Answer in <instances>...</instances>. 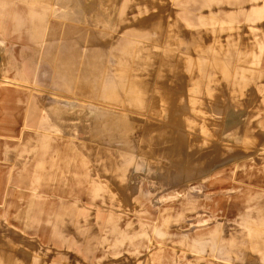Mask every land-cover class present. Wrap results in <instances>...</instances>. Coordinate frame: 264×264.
Here are the masks:
<instances>
[{
	"label": "rangeland",
	"instance_id": "374dc122",
	"mask_svg": "<svg viewBox=\"0 0 264 264\" xmlns=\"http://www.w3.org/2000/svg\"><path fill=\"white\" fill-rule=\"evenodd\" d=\"M2 1L5 4H2ZM22 1L0 0V8L4 5L3 11L0 12V83L9 78L17 79L22 75L23 81L17 82L37 85L45 89L47 93H51L52 90L45 87L48 85L47 78L36 74L40 68L47 71V66L39 62L36 70L27 68L26 56L31 52V48H38L41 44L33 42L26 31L27 26L24 21L28 18L23 16L26 12ZM198 1L160 0L164 7H168L169 12H178V17L185 21L183 29L187 27L185 25L192 24L194 17L197 21V15L200 13L194 14L191 9L193 6H199ZM210 2L214 8L231 11L224 16L221 13L220 17L216 13L210 15L219 21L215 20L213 28L209 29V31L213 30L215 38L213 60L219 59L224 62L225 72H222L223 69L220 66L207 68L205 58L211 54L198 51L199 66L195 68L194 75H191L194 80L193 88H196L198 92L203 91L204 88L213 92L214 97L210 99L212 107H201L204 104L202 101L205 100L202 99L199 100L203 104H199L197 115L193 114L195 111L193 107L189 114H170L169 110L177 111L178 109L170 106L172 105L170 99L164 100L163 97L160 99L154 95L160 87L158 83L151 82L148 88L150 98H141L142 100L134 104L132 108L112 109L102 106L101 111L94 116L96 129L101 133L103 153L107 150L108 156L113 158L116 155L118 158L117 178L112 177L111 182L107 178L111 177L109 169L103 170L105 171L103 176L106 177L96 181L101 183L102 187V190L97 192L99 195L91 194L88 190L89 194L86 196L97 205H100L99 200L104 204L105 198L106 203L110 204L108 196L101 194L102 191H109L110 186L116 185L117 192H112L113 190L111 192L116 194L118 199L119 214L125 215L116 220L114 225L119 232L117 228L115 232L118 236L121 232L126 233V230H131L129 234L134 233L133 238H117L116 243L109 239L105 243L96 245L91 252L74 255L72 253L74 246H80L74 244L72 234L69 232L74 225L72 220L65 221L66 223L63 220L59 221L57 226L62 229V235L51 234L53 216L49 217L50 224L42 221L37 225L38 227L35 225V231L25 230L14 224L6 212L7 201L11 200L9 197L11 194L8 191L21 188L15 186L16 167L11 173V179H8V169L12 167L9 158L23 147L20 144L16 150L13 148L14 140L0 137V182L1 180L9 181L7 189L6 184L0 186V238H6L10 243H17L18 247L22 248H24L23 245H31L32 247H25L30 250L27 257L39 256L32 264H264L259 251L243 246L247 229L242 225L245 213L254 211L255 207L264 209L260 204L264 195L261 191V188H264V127L260 129L258 127L259 131H254V125L249 123L254 120V116L244 114L243 109L239 113V105L246 108L252 106V102L244 104L239 102L236 94L232 97V93L244 90V84L248 90V87L254 85V79L256 80L253 72L248 73L252 67L243 66V62L246 64L249 59H253V56H246L248 53L242 50L243 46H238L237 38L251 42L255 37V40L264 43V10L256 16L254 21L246 20L245 13L241 11L250 8L253 3L261 4L262 0H210ZM113 6L101 4L99 9L106 12L107 20H104L103 24L92 20L91 24L113 33L120 31L121 28H129L126 24L133 25L135 21L131 22L127 19L119 23V11H116ZM7 9L10 12H7ZM201 9L205 12L210 11V8L204 6ZM69 15L71 16L69 11L65 13L57 10L53 13L52 20H73L74 18ZM128 18L133 19L129 15ZM26 22L29 25L28 21ZM229 32L238 34L235 38L229 36L231 40L235 39L236 46H226L229 38H226L225 34ZM103 38L108 40V36ZM136 41L135 48H142ZM203 43L205 42L199 43V46H205ZM188 46L189 44L183 46V53H186ZM258 55L259 62L256 66L252 65L254 69L263 70L264 50L257 53V57ZM186 61H189L188 58ZM135 62L139 61L135 60ZM180 69L183 73L186 71L190 73L188 66L182 65ZM205 69L208 71L212 69L210 74L213 75V82L196 83L195 80L197 78L201 80L202 75L206 73ZM245 69L246 76H243ZM152 70L158 74L162 68L155 67ZM240 76L245 81L247 79L246 83L243 81L239 83ZM260 86H264V82ZM186 89H182L181 93L188 91V88ZM13 90L17 93L9 95V98L5 100L15 101L18 98L22 103L24 97L28 95V90H19L21 92L15 88ZM223 91L224 95L230 92L228 99L227 94L223 98L218 97L222 96ZM139 93L143 95L141 91ZM42 97L45 98V95ZM258 107L263 108L259 115L264 116V104H258ZM248 110L245 109V111ZM154 119L157 120L155 123H153ZM19 126L20 123L18 128ZM178 127L181 132L182 129L184 132L180 134ZM190 127L202 129L190 130ZM254 161L257 165L253 167L251 162L255 163ZM1 168L6 172L3 173ZM26 176L30 177L25 179L29 182L35 180L32 174ZM112 176H114L113 172ZM77 177L80 176H75L71 182L74 183ZM79 179L82 180V178ZM251 184H255L254 188L257 190H250L252 193L246 192L248 187H252ZM74 187L80 188V185H74ZM127 193L133 197L128 207L131 208L129 211L125 210L126 202L122 201ZM48 197L51 198L50 202L53 199L57 203L55 196L48 195ZM112 204L113 207H110V210L118 213L114 199ZM250 204L251 207L246 208ZM159 207L169 209L168 218H166L168 221L165 222L167 226L163 231L157 226L158 212L162 214V210H158ZM54 210L58 212L57 208ZM44 230L49 232L45 233ZM129 240L135 244L133 249L136 250H132V253L127 250L129 245L126 242ZM140 242L142 244L138 245ZM215 243L217 245L214 248ZM114 248H122L119 252H125V254L117 252L118 250L116 254H113ZM31 258L35 260L34 257Z\"/></svg>",
	"mask_w": 264,
	"mask_h": 264
},
{
	"label": "crops",
	"instance_id": "0c3cea01",
	"mask_svg": "<svg viewBox=\"0 0 264 264\" xmlns=\"http://www.w3.org/2000/svg\"><path fill=\"white\" fill-rule=\"evenodd\" d=\"M22 2L25 4L26 12L23 16L28 18L24 21L27 26L26 31L33 42L41 44L38 48H31V52L26 56L27 68L36 70L39 62L46 65L47 71L40 68L36 74L47 78L48 85L45 87L52 91L47 93L45 89L37 85L17 82L23 81L22 75L17 78L19 80L9 78L0 83V137L14 140L13 148L16 150L20 144L23 147L9 158L12 167L8 169V179H11V173L16 167L15 186L21 189L8 191L11 194L9 196L11 200L7 201V215L14 224L28 231L34 230V226L42 221L50 224L49 217L53 216L51 234L59 235L63 234L62 229L57 226L59 221L72 220L74 225L69 232L72 234L74 244L80 246H74L72 250L74 255L91 252L96 245L105 243L109 239L116 243L117 238H133L134 233L129 234L131 230H126V233L121 232L118 236L115 232L116 220L125 215L119 214L118 199L116 194H112L117 192L116 185L110 186L109 191H102L101 194L108 196L110 204L106 203L105 198L106 205L100 200V205H97L86 196L89 194L88 190L91 194L99 195L97 192L102 190V187L101 183L96 181L106 177L103 176L105 172L103 170L109 169L111 177L107 178L111 182L112 177L117 178L118 158L116 155L113 158L108 156L107 150L103 153L101 133L96 129L94 116L101 111L102 106L126 109L132 108L134 98H150L148 88L151 82L158 83L159 87L163 84L155 95L158 98L164 96L162 98L164 100L170 99L171 107L178 109L167 111L170 114H189L193 107L195 110L193 114L197 115L199 104L204 103L201 107L205 106V108L212 107L210 99L214 97L213 92L205 88L198 92L196 88H193L194 80L191 75H194L195 68L199 66L198 51L211 54L205 58L207 68L220 66L223 69L222 72H225L224 62L219 59L213 60L215 38L213 30L209 31V29L213 28L215 20H218L210 15L216 13L219 16L222 13L224 16L231 11L214 8L210 0H199V6H193L191 9L194 14L200 13L197 15V21L194 17L192 24L185 25L187 27L183 29L185 21L178 17V12H169L168 7H164L160 0H23ZM1 3L5 4L4 1ZM101 4L108 7L115 5L113 7L119 11V20L117 19L119 23L125 22L126 19L135 22L133 25L130 23L131 26L126 24L129 28H121L114 33L104 28H97L91 24L92 20L98 24L107 20L106 12L99 9ZM203 6L210 8L211 12L203 11L201 9ZM3 7L4 5L0 8V12L3 11ZM57 10L65 13L69 11L71 13L69 17L74 19L52 20L53 13ZM263 10L264 0L261 4L253 3L250 8L241 11L245 13L246 20L254 21ZM6 11L10 12L8 9ZM128 15L133 19H129ZM225 35L229 38L226 46H236L234 38L238 34L229 32ZM104 36H108V40H105ZM229 36L234 38L231 40ZM254 38L251 42L237 38V44L244 47L242 50L248 53L247 57L253 56V59H249L246 64L243 62V66L252 67L248 73L253 72L256 80L254 79V85L248 87V90L244 84V90L232 93V97L236 94L240 103L252 102V106L246 108L239 105V113L243 109L244 114L254 116V120L249 123L254 125V131H259L264 127V116L259 115L263 108L258 107V104H264V86H260L264 82V69H254L252 64L256 66L259 62L257 53L264 50V43ZM135 40L142 48H135ZM202 41L205 42L203 43L205 46H199ZM187 44L189 46L186 53H183V46ZM245 60H247L246 57ZM182 65L190 68L189 74L187 71L184 72L185 74L182 72L180 69ZM155 67L162 70H159L157 74L152 70ZM205 70L206 73L202 75V79L197 80V78L196 83L213 82V75L210 74L212 69ZM245 73L246 69L243 71V76ZM238 80L239 83L247 81L241 76ZM5 84L7 86H3ZM14 88L17 91L28 90V95L24 97L22 103L18 98L15 101L5 100L9 98V95L17 93L13 90ZM186 88L188 91L181 93L182 89ZM140 91L143 95L139 93ZM145 93H147L146 96ZM226 94L228 99L231 94L230 92ZM43 95L45 98L42 97ZM225 95L223 91L222 96L218 97L223 98ZM202 99H205L203 103L199 101ZM245 109L249 110L245 111ZM189 129L201 130L202 128L190 127ZM252 164L253 167L257 165L256 162H251ZM1 170L3 173L6 172L2 168ZM27 174L34 175L35 180L30 182L25 180L30 178L26 176ZM75 176L80 177L72 183L71 179ZM8 183L9 181L1 180L0 186L6 184L7 189ZM78 184L80 188L74 187ZM251 186L246 192L252 193L250 190H257L254 188L255 184ZM262 189L264 188H261L264 193ZM48 195L55 196L57 203L53 199L50 202L51 198ZM101 195L99 197L102 200ZM113 199L118 213L110 210V207H113ZM122 201L126 202L125 210L129 211L131 208L128 207L133 197L127 193ZM261 202V206L264 207V195ZM248 207H251V204L246 206ZM54 208H57L58 212H55ZM158 210H162V214L158 212L157 226L163 231L167 226L165 222L168 221L166 218H168L169 209L159 207ZM50 214L52 215L49 216ZM243 218L242 225L247 229V236L243 235L245 236L243 246L259 251L264 259V209L255 207L254 211L245 213ZM44 232L47 233L49 230ZM126 243L129 245L128 252L132 253V250H136L133 249L135 247L133 241L129 240ZM15 244L10 243L6 238H0V264L36 262L35 258L39 256L27 257L30 250L25 247L29 248L31 245L26 244L22 248ZM141 244L142 242L138 243V245ZM216 245L215 243L214 248ZM121 249L114 248L112 253L116 254ZM119 253L125 254V252Z\"/></svg>",
	"mask_w": 264,
	"mask_h": 264
},
{
	"label": "bare ground",
	"instance_id": "6f19581e",
	"mask_svg": "<svg viewBox=\"0 0 264 264\" xmlns=\"http://www.w3.org/2000/svg\"><path fill=\"white\" fill-rule=\"evenodd\" d=\"M187 81H188V78H187ZM159 84H160V83H159ZM164 84H165V83H164ZM162 85H163V84H162ZM162 85H160V87H162ZM164 86H167V85H164ZM168 86H169V85H168ZM186 90H187V89H186ZM168 92H169V91H168ZM154 95H155V94H154ZM183 95H184V94H183ZM163 97H164V96H163ZM160 98H161V97H160ZM165 98H166V97H165ZM141 100H142L141 98H138V99H137V98H134V99H133V102H134V104H136V103H139ZM163 103H164V102H163ZM162 105H164V104H162ZM170 106H171V105H170ZM155 107H156V106H155ZM159 108H160V107H159ZM160 109H161V108H160ZM160 109H159V110H160ZM160 112H161V111H160ZM169 112H171V111L169 110ZM153 113H154V112H153ZM150 118H151V117H150ZM150 120H151V119H150ZM156 121H157V120L154 119L153 123H155ZM180 121H181V120H180ZM172 122H173V121H172ZM180 123H181V122H180ZM150 124H151V123H150ZM148 125H149V124H148ZM148 125H147V126H148ZM160 125H161V124H160ZM162 125H163V124H162ZM175 125H176V124H175ZM150 126H151V125H150ZM158 126H159V125H158ZM179 126H180V124H179ZM161 127H162V126H161ZM161 127H160V129H162ZM163 127H164V126H163ZM176 127H177V126H176ZM165 128H166V127H165ZM154 129H155V128H154ZM163 129H164V128H163ZM155 130H156V129H155ZM166 130H168V129H166ZM177 130H180V128L178 127ZM144 132H145V131H144ZM147 132H148V131H147ZM167 132H168V131H167ZM169 132H171V131H169ZM182 132H184L183 129H182ZM182 132H181V130H180V134H181ZM192 132H193V131H192ZM150 134H151V133H150ZM170 134H171V133H170ZM176 134H177V133H176ZM154 135H155V134H154ZM158 136H160V134H159ZM169 137H170V136H169ZM169 137H168V138H169ZM152 138H153V137H152ZM166 138H167V137H166ZM171 140H172V139H171ZM174 141H175V139H174ZM175 143H177V142H175ZM178 143H179V142H178ZM173 146H174V145H173ZM174 147H176V146H174ZM151 149H152V148H151ZM159 149H160V148H159ZM151 151H153V150H151ZM178 152H179V151H178ZM178 152H177V153H178ZM152 153H153V152H152ZM207 171H208V170H207ZM190 172H191V171H190ZM204 174H205V172H204ZM184 176H185V175H184ZM188 177H189V176H188Z\"/></svg>",
	"mask_w": 264,
	"mask_h": 264
}]
</instances>
